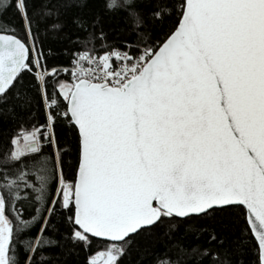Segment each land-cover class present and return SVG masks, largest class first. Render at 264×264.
<instances>
[{
    "label": "snow or ice",
    "instance_id": "snow-or-ice-1",
    "mask_svg": "<svg viewBox=\"0 0 264 264\" xmlns=\"http://www.w3.org/2000/svg\"><path fill=\"white\" fill-rule=\"evenodd\" d=\"M87 2L0 0V264H264V0Z\"/></svg>",
    "mask_w": 264,
    "mask_h": 264
},
{
    "label": "trees",
    "instance_id": "trees-1",
    "mask_svg": "<svg viewBox=\"0 0 264 264\" xmlns=\"http://www.w3.org/2000/svg\"><path fill=\"white\" fill-rule=\"evenodd\" d=\"M39 2V0H37ZM108 0H88L86 6L78 7L74 3L72 7L62 10L60 15V22L64 24V28L59 33H49V39L46 41V46L51 45L57 51L64 48L73 46L70 41H75L77 38H84L86 34L72 23L74 16H79L91 21L96 13H100L104 18L105 30L109 32L110 37H119L123 35H129L131 33L132 21L127 23L125 17L128 16V12L124 10L119 11H106L105 4ZM123 0H116V3L121 4ZM148 3V0H137V6L143 7ZM12 13L6 14V18L10 17ZM67 37V39H65ZM60 62H66L63 57L60 58ZM31 211L26 215L30 216ZM38 231V226L33 228L31 232L26 235H35ZM195 242V241H193ZM47 254L53 257L55 264H83V257L77 255H64L59 248H53L47 250Z\"/></svg>",
    "mask_w": 264,
    "mask_h": 264
}]
</instances>
